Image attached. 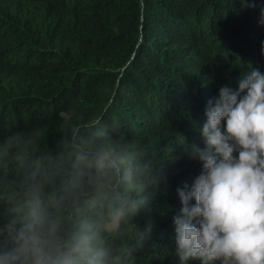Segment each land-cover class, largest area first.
I'll use <instances>...</instances> for the list:
<instances>
[{
    "label": "clouds",
    "instance_id": "1",
    "mask_svg": "<svg viewBox=\"0 0 264 264\" xmlns=\"http://www.w3.org/2000/svg\"><path fill=\"white\" fill-rule=\"evenodd\" d=\"M239 4L264 27V0ZM241 66L203 101L181 99L199 137L183 151L200 170L175 190L177 264H264V62ZM104 111L67 112L51 141L41 128L0 134V264H136L153 228L135 223L141 194L166 181L165 161L115 135Z\"/></svg>",
    "mask_w": 264,
    "mask_h": 264
},
{
    "label": "trees",
    "instance_id": "2",
    "mask_svg": "<svg viewBox=\"0 0 264 264\" xmlns=\"http://www.w3.org/2000/svg\"><path fill=\"white\" fill-rule=\"evenodd\" d=\"M257 15L239 0H0V134L41 128L51 141L67 112L105 110L115 135L165 161L166 181L141 194L135 223L153 228L136 264H177L175 190L200 170L183 151L199 137L181 99L264 62Z\"/></svg>",
    "mask_w": 264,
    "mask_h": 264
}]
</instances>
